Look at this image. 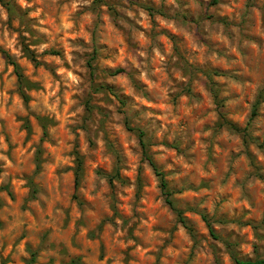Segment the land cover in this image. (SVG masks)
Masks as SVG:
<instances>
[{"label": "rangeland", "instance_id": "rangeland-1", "mask_svg": "<svg viewBox=\"0 0 264 264\" xmlns=\"http://www.w3.org/2000/svg\"><path fill=\"white\" fill-rule=\"evenodd\" d=\"M235 257L264 258V0H0V264Z\"/></svg>", "mask_w": 264, "mask_h": 264}, {"label": "trees", "instance_id": "trees-1", "mask_svg": "<svg viewBox=\"0 0 264 264\" xmlns=\"http://www.w3.org/2000/svg\"><path fill=\"white\" fill-rule=\"evenodd\" d=\"M3 2H5V0H2ZM213 2H217V0H212ZM30 56L32 59H36L35 58V55L33 54V52L31 53L30 52ZM12 64L15 65V71L17 73V76H18V79H19V82L21 84V86L24 85L25 83V78L19 68V66L16 64V62H14L13 60H11ZM122 71H124L123 69H117L115 70L114 74H118V73H121ZM106 87V86H104ZM108 89L112 90V88L108 87ZM24 93V92H23ZM215 96L218 98L217 94L215 93ZM25 98H27V95H25ZM259 104V101H257V104L256 106L254 107L253 111H252V118H254L257 114H258V109H257V105ZM220 105V104H219ZM221 116L222 118L224 119V115L223 113H221ZM222 125H230V127H233L234 129L236 130H241L240 128H238L237 126H235L234 124H232L231 122H229L228 120H223L222 122ZM144 132L143 131H139V137H140V142L143 146V150H144V153L146 155V157L149 159L150 163L152 164L153 166V169L156 173V175L159 177V181H160V188H161V191H162V194L164 196V199H165V202L177 213L180 221L185 224V218L183 216V210L182 209H179L177 206H176V202L174 200V197H173V191L169 188V184L165 178V174L163 171H161L154 163L153 161L151 160L150 156H148L147 154V151H148V143L146 142L145 138H144ZM79 169H80V165H79ZM112 177H110V179H112ZM112 181V180H111ZM79 185V171H77V177H76V180H75V187L77 188ZM203 218L204 220L208 223V226L210 227L211 229V232L214 233V230L212 228V224L209 220V218L207 217V215L203 214ZM236 263L238 264H264V258H257V259H239L237 257L234 258ZM72 264H82L80 262H75L73 261Z\"/></svg>", "mask_w": 264, "mask_h": 264}]
</instances>
